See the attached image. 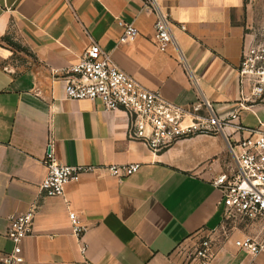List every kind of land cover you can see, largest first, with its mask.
<instances>
[{
  "label": "crops",
  "instance_id": "1",
  "mask_svg": "<svg viewBox=\"0 0 264 264\" xmlns=\"http://www.w3.org/2000/svg\"><path fill=\"white\" fill-rule=\"evenodd\" d=\"M158 3L174 22L179 50L154 45L157 17L144 0H0V257L16 250L7 237L11 217L36 205L33 235L18 247L22 264H198L193 253L204 237L213 240L211 264H264V251L253 256L235 244L261 236L256 224L224 230L214 180L236 165L224 134L196 136L157 154L130 139L124 111L66 99L72 67L97 44L170 102L207 99L222 118L238 111L247 128L264 123V98L245 102L250 93L243 94L238 72L249 46L248 2ZM119 21L138 29L134 42L119 43ZM250 110L256 127L244 122ZM50 152L72 166L141 167L122 182L105 171L85 174L66 186L64 197H45L40 186ZM71 211L87 229L86 252L72 235Z\"/></svg>",
  "mask_w": 264,
  "mask_h": 264
},
{
  "label": "built area",
  "instance_id": "2",
  "mask_svg": "<svg viewBox=\"0 0 264 264\" xmlns=\"http://www.w3.org/2000/svg\"><path fill=\"white\" fill-rule=\"evenodd\" d=\"M145 6L156 14L153 43L161 52L174 47L179 50L173 33L174 22L158 3L144 0ZM122 28L119 43H131L139 37L132 23L118 22ZM184 29V26H181ZM181 61L184 57L179 51ZM74 74L65 80L66 99L71 101H101L106 111H124L130 119L129 136L153 153H164L180 142L201 135L224 134L234 155L236 165L214 180V185L223 195L225 222L235 225L256 224L262 231L259 237H245L236 241V246L253 256L264 251V123L257 128L243 126L239 112L222 118L213 104L200 99L188 106H180L165 99L160 93L149 91L131 75L120 69L99 45L89 47L80 62L72 67ZM239 76L245 102L257 103L264 98V53L252 45L243 51ZM240 108L248 110L244 104ZM230 130L232 132H230ZM235 135H242L235 138ZM48 172L40 190L45 197H64L65 188L85 174L105 171L123 181L139 171V163L95 167L67 165L59 162L50 152L45 159ZM37 206L25 214L13 216L7 237L16 246L10 254H1L0 264H22L18 247L26 237L33 235ZM72 235L78 239L83 252L87 251L84 235L87 231L77 213H69ZM225 226V225H224ZM225 230V227H224ZM227 232V231H226ZM215 257L213 240L200 239L193 253V261L211 264Z\"/></svg>",
  "mask_w": 264,
  "mask_h": 264
},
{
  "label": "rangeland",
  "instance_id": "3",
  "mask_svg": "<svg viewBox=\"0 0 264 264\" xmlns=\"http://www.w3.org/2000/svg\"><path fill=\"white\" fill-rule=\"evenodd\" d=\"M243 24L246 29L249 45L255 47L259 52L264 53V0L248 1ZM259 102V101H258ZM244 122L246 125L256 127L257 113L253 110L244 112ZM247 223L235 225L234 223H225V231H231L238 226L241 228Z\"/></svg>",
  "mask_w": 264,
  "mask_h": 264
},
{
  "label": "trees",
  "instance_id": "4",
  "mask_svg": "<svg viewBox=\"0 0 264 264\" xmlns=\"http://www.w3.org/2000/svg\"><path fill=\"white\" fill-rule=\"evenodd\" d=\"M248 2V0H245V3H247Z\"/></svg>",
  "mask_w": 264,
  "mask_h": 264
}]
</instances>
